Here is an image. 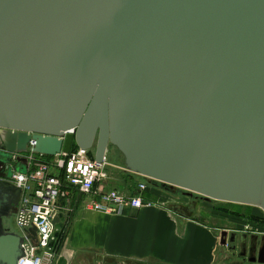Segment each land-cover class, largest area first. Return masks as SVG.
<instances>
[{
  "label": "water",
  "instance_id": "water-1",
  "mask_svg": "<svg viewBox=\"0 0 264 264\" xmlns=\"http://www.w3.org/2000/svg\"><path fill=\"white\" fill-rule=\"evenodd\" d=\"M74 145L264 211V0H0V181L22 197L14 155ZM11 196L0 264L24 255L20 234L1 233Z\"/></svg>",
  "mask_w": 264,
  "mask_h": 264
},
{
  "label": "crops",
  "instance_id": "crops-1",
  "mask_svg": "<svg viewBox=\"0 0 264 264\" xmlns=\"http://www.w3.org/2000/svg\"><path fill=\"white\" fill-rule=\"evenodd\" d=\"M121 170L129 178L124 193L141 194L151 205L99 212L87 207L90 197L69 186L59 202L63 245L55 264H247L221 246L225 229L199 219L197 197L159 182L140 192L135 180L148 182Z\"/></svg>",
  "mask_w": 264,
  "mask_h": 264
},
{
  "label": "built area",
  "instance_id": "built-area-1",
  "mask_svg": "<svg viewBox=\"0 0 264 264\" xmlns=\"http://www.w3.org/2000/svg\"><path fill=\"white\" fill-rule=\"evenodd\" d=\"M75 129L67 133H74ZM30 146H34L31 142ZM27 161L24 172H14L10 181L22 188V197L16 213L19 234L25 239L24 255L18 264H55L59 257L63 236L60 235L59 202L67 196L69 186L77 188L90 197L87 207L104 213L122 212L124 208L139 209L151 205L141 194L127 195L116 189L105 188L107 173L104 170L106 159L98 164L90 150L77 147L70 153L50 156L33 151L14 155ZM147 183H140L138 189L145 192ZM36 227L33 238L30 230Z\"/></svg>",
  "mask_w": 264,
  "mask_h": 264
},
{
  "label": "rangeland",
  "instance_id": "rangeland-1",
  "mask_svg": "<svg viewBox=\"0 0 264 264\" xmlns=\"http://www.w3.org/2000/svg\"><path fill=\"white\" fill-rule=\"evenodd\" d=\"M91 154H93V151H91ZM121 168L124 169L122 155L115 147H109L104 167V170L107 173L104 184L110 188L124 192L127 188L129 178L123 175ZM135 181L136 184L142 183L140 180ZM148 184L149 183H147V185ZM197 200L199 201L197 207L199 211V219L213 227L219 228L220 230L225 229V232H227V241H229L228 234L233 232L239 236H248L246 240H251L252 242L263 240L264 211L259 207L207 200L205 198H198ZM9 223L10 222L8 221V224ZM14 229L19 233L16 218ZM232 243L234 244V242ZM221 249L222 248H220V250Z\"/></svg>",
  "mask_w": 264,
  "mask_h": 264
},
{
  "label": "flooded vegetation",
  "instance_id": "flooded-vegetation-1",
  "mask_svg": "<svg viewBox=\"0 0 264 264\" xmlns=\"http://www.w3.org/2000/svg\"><path fill=\"white\" fill-rule=\"evenodd\" d=\"M8 182L9 181L5 180L0 181L1 196L12 191V196L10 197L8 204L2 210L3 227L1 228V233L19 234L15 231L14 225L15 215L20 205L21 195L19 196L18 191L15 188H12ZM192 196L203 198L199 195ZM8 221L10 222L9 224ZM247 238L248 236H238L234 232L231 233L228 237L229 242L227 245V252L231 254L233 258L243 261L245 260L247 264H264L259 262L260 259L264 258V249L262 248L263 240L252 242L251 240H246ZM232 242H234V244Z\"/></svg>",
  "mask_w": 264,
  "mask_h": 264
},
{
  "label": "trees",
  "instance_id": "trees-1",
  "mask_svg": "<svg viewBox=\"0 0 264 264\" xmlns=\"http://www.w3.org/2000/svg\"><path fill=\"white\" fill-rule=\"evenodd\" d=\"M76 148H77V146L74 145L73 149H76ZM45 158L50 159V156H45ZM129 173H130V172H129ZM59 234L61 235V232H60Z\"/></svg>",
  "mask_w": 264,
  "mask_h": 264
},
{
  "label": "bare ground",
  "instance_id": "bare-ground-1",
  "mask_svg": "<svg viewBox=\"0 0 264 264\" xmlns=\"http://www.w3.org/2000/svg\"><path fill=\"white\" fill-rule=\"evenodd\" d=\"M181 190V189H180Z\"/></svg>",
  "mask_w": 264,
  "mask_h": 264
}]
</instances>
